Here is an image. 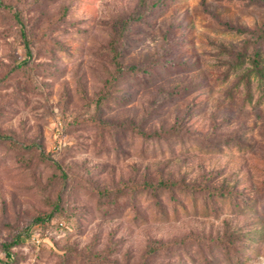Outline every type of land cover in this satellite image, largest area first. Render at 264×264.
I'll return each instance as SVG.
<instances>
[{
  "label": "rangeland",
  "instance_id": "rangeland-1",
  "mask_svg": "<svg viewBox=\"0 0 264 264\" xmlns=\"http://www.w3.org/2000/svg\"><path fill=\"white\" fill-rule=\"evenodd\" d=\"M260 40L264 0H0V264H231L228 228L264 264V85L231 68ZM170 175L238 201L159 212Z\"/></svg>",
  "mask_w": 264,
  "mask_h": 264
},
{
  "label": "trees",
  "instance_id": "trees-1",
  "mask_svg": "<svg viewBox=\"0 0 264 264\" xmlns=\"http://www.w3.org/2000/svg\"><path fill=\"white\" fill-rule=\"evenodd\" d=\"M20 36L23 40V44L27 53L32 54V47L28 32L24 23L22 24V22L20 27ZM258 43L260 44V46L256 48V50L254 51L253 58H250L248 63L246 61L245 55H243V53H240L238 59H236V61L231 65V68H233L234 71L239 72V70H244L242 76L239 77L241 81L244 80L247 89H250L252 87L253 80L259 82L261 85H264V58L262 55V41L260 40L258 41ZM215 180L216 177L207 180L203 185L195 186L196 184L194 183H187L185 181V176H183L181 179L182 184H177L174 177L170 175L167 180L162 179L157 184L149 183L147 185V188H145V192L150 194L152 196V199L156 200L154 205L156 208H158L157 210L159 212H164L165 210V203L162 197L163 195H165V193L175 195V197H173L175 208L176 205H178V203L180 202L179 199L176 198L178 192H185L189 195L191 193L195 196H198V194L205 193L207 199L217 201L219 197L220 199L224 200L225 203L227 201L229 203H232L235 200L238 201L237 192L234 190V187L227 188L225 186L226 188H215ZM212 186H214V188H212ZM207 199L205 200V204H208ZM35 220L43 221L44 219L38 217ZM250 234L251 232H241V229L228 228V230H226L224 234H221L222 236L218 235L220 238L210 239V241L212 243L220 245L224 257L226 259H229V262H232L231 264H236L240 261V257H238V250L240 248L239 243L245 238H250ZM163 251L173 252V249L170 245H161L160 242L159 245H152L149 248V250L147 251L148 258H155L159 253Z\"/></svg>",
  "mask_w": 264,
  "mask_h": 264
}]
</instances>
